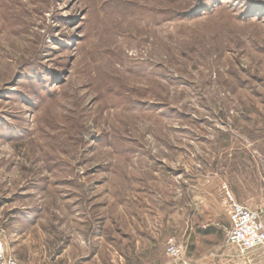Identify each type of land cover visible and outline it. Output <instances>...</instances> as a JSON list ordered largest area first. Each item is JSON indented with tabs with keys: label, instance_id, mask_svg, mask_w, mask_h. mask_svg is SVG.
<instances>
[{
	"label": "rangeland",
	"instance_id": "1",
	"mask_svg": "<svg viewBox=\"0 0 264 264\" xmlns=\"http://www.w3.org/2000/svg\"><path fill=\"white\" fill-rule=\"evenodd\" d=\"M264 0H0V238L21 264H264Z\"/></svg>",
	"mask_w": 264,
	"mask_h": 264
},
{
	"label": "built area",
	"instance_id": "2",
	"mask_svg": "<svg viewBox=\"0 0 264 264\" xmlns=\"http://www.w3.org/2000/svg\"><path fill=\"white\" fill-rule=\"evenodd\" d=\"M230 227L225 232L228 246L236 247L241 254L264 247V225L260 215L236 204L229 194L226 197ZM166 257L172 264H192L186 256L185 245L170 239L165 247ZM0 264H21L6 249L0 238Z\"/></svg>",
	"mask_w": 264,
	"mask_h": 264
},
{
	"label": "crops",
	"instance_id": "3",
	"mask_svg": "<svg viewBox=\"0 0 264 264\" xmlns=\"http://www.w3.org/2000/svg\"><path fill=\"white\" fill-rule=\"evenodd\" d=\"M191 262V261H190ZM192 263V262H191ZM193 264V263H192Z\"/></svg>",
	"mask_w": 264,
	"mask_h": 264
}]
</instances>
